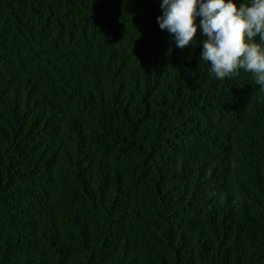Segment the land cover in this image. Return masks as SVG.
<instances>
[{
    "label": "trees",
    "instance_id": "16d2710c",
    "mask_svg": "<svg viewBox=\"0 0 264 264\" xmlns=\"http://www.w3.org/2000/svg\"><path fill=\"white\" fill-rule=\"evenodd\" d=\"M161 3L0 0V264H264V91Z\"/></svg>",
    "mask_w": 264,
    "mask_h": 264
},
{
    "label": "clouds",
    "instance_id": "9594fccd",
    "mask_svg": "<svg viewBox=\"0 0 264 264\" xmlns=\"http://www.w3.org/2000/svg\"><path fill=\"white\" fill-rule=\"evenodd\" d=\"M161 9L157 23L178 48L194 47L202 30L200 58L210 75L230 80L243 70L264 91V0H162Z\"/></svg>",
    "mask_w": 264,
    "mask_h": 264
}]
</instances>
